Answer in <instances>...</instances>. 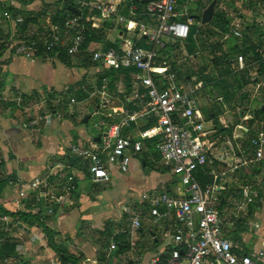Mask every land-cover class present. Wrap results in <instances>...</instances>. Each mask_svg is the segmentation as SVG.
<instances>
[{
  "label": "crops",
  "instance_id": "0c3cea01",
  "mask_svg": "<svg viewBox=\"0 0 264 264\" xmlns=\"http://www.w3.org/2000/svg\"><path fill=\"white\" fill-rule=\"evenodd\" d=\"M7 1L20 11H14L15 15L7 12ZM67 1L0 0V56L3 54L0 57V204L13 211H28L36 207L35 196L38 192L28 199L21 198L9 179L26 182L45 179L48 184L41 186V203L45 208H50L53 202L61 205L56 213L49 210L44 214L55 216L49 222L58 232L54 240L65 250L80 257L79 264H153L158 253L170 245L174 227L172 222H156L142 195L164 191L177 196L183 193L178 178L164 165L155 145L145 141L143 151L133 158L129 173L121 171L117 160L108 162V179L95 181L82 162L71 165L70 150L74 144L97 147L101 143L103 133L94 127L98 113L106 115L110 123L120 121L124 116L123 111L129 106L127 104L133 102V93H124L121 98L119 93L122 90L117 93L110 88L107 96L102 95L97 89L101 72L96 70L90 59L82 61L80 56L69 59L40 56L32 61L14 56L9 50L12 39L25 40L50 30L53 25L50 17L52 10L55 6L56 9H62ZM73 2L77 7L78 0ZM206 9L202 11L203 14ZM19 18L23 21L19 22ZM43 18H46V23ZM24 21L29 22L28 26L20 32L19 24ZM121 37L119 29L116 35L109 34L106 39L113 42L119 41ZM253 79L255 84L249 94L248 106L239 104L236 108L242 112L243 121L253 120L251 128L259 136L264 134V119L257 117L256 111L264 108V77L256 76ZM96 92L95 103H91L90 99ZM82 93L86 94L84 100L77 98ZM57 96L65 97L67 102L75 97L78 103L72 108L40 103L46 97L54 99ZM17 97H22L21 105L17 103ZM11 103L16 107L11 106ZM222 105L218 106V109L222 108L218 116L213 111L209 118H205L209 130L206 142L212 152L208 162L209 174L212 177L218 175V182H223L226 195L252 184L246 182L256 180V177L260 179L258 183L261 188H264L263 176L253 169L258 165L264 167V160H255V154L245 153L242 147L248 127L241 132L236 125L233 137H229L224 129L234 123L228 114L227 105L223 102ZM40 113L46 114V118L38 126H18L20 120L29 121ZM87 115L91 117L88 122H84ZM138 123L132 124L124 134L137 138L143 130V125L140 127ZM229 144L234 147V154L223 161L214 158L222 151V147ZM83 162L88 164L85 160ZM71 177L76 181V188L68 190ZM46 194L48 197L44 198ZM256 203L252 210L251 205L248 206L247 216L254 217V221L250 220L249 224H259L260 228L254 229L256 239L252 242V249L243 246L247 251L259 249L264 238V198L259 199L260 204ZM126 207L142 213V226L138 231H131ZM13 222L12 227H17L10 230V236L17 242V251L26 245L25 252L30 256V264H60L58 255L49 246L41 228L30 226L24 220ZM155 229L161 232L162 238L158 237ZM124 234L127 244H117L116 238ZM113 243L117 247L111 250ZM35 245L40 249H36Z\"/></svg>",
  "mask_w": 264,
  "mask_h": 264
},
{
  "label": "built area",
  "instance_id": "2783aa9c",
  "mask_svg": "<svg viewBox=\"0 0 264 264\" xmlns=\"http://www.w3.org/2000/svg\"><path fill=\"white\" fill-rule=\"evenodd\" d=\"M195 1L78 0L80 15L69 16L62 24H53L43 35L20 41L12 39L9 50L14 56L32 61L42 56L41 51L47 56L55 52L54 57H58L57 53L61 50H65L70 57L87 53L99 72L105 69L136 70L131 73L132 101L136 108L127 107L121 120L112 123L107 121L106 115L98 113L94 127L103 133L101 143L97 147L74 144L70 152L88 162L89 173L98 181L109 178L107 164L114 159L122 172L129 173L131 162L143 151L145 141L158 140L156 148L161 160L178 178L183 193L177 196L164 191L142 195L155 221L172 222L174 227L170 245L158 253L153 264H264V238L259 249L246 252L245 247L233 242L225 231L227 224H234L229 219V211L237 208L236 215L243 212L246 217L248 206L260 199L259 187L248 184L226 195L217 174H214L212 184L202 186L196 173L208 164L212 152L206 142L209 132L207 122L200 111L197 94L200 87L189 89L173 65L162 60L166 53L175 52L170 43L178 41L184 48L192 27L198 25L191 12ZM88 25L97 30L119 26L122 37L117 46L106 48L105 42L92 41L85 47ZM242 27V20L236 18L231 33L242 37ZM175 48L180 50V46ZM238 59L243 68L244 57L240 55ZM108 89L105 83L100 93L107 96ZM65 100L63 96L54 99L46 97L40 103L48 106L51 102L52 105L68 108L78 103L75 97L68 102ZM16 101L21 105L22 97H17ZM45 118L46 114L40 113L29 121L20 120L18 126H38ZM139 121H154V125L140 131L137 138L126 136L125 130ZM210 125L213 126L212 123ZM237 127L244 129L240 124ZM252 143L257 147L255 160H264V134L253 139ZM234 152V147L229 144L222 147L214 158L223 161ZM9 182L21 198L28 199L38 192L35 196L37 203L43 199L39 194L41 186L48 184L45 179L26 182L11 178ZM72 182L71 177L68 190L74 189ZM125 212L131 231H138L142 226V213L131 207H126ZM0 222L10 224L11 217L0 216ZM254 226L256 230L260 228L259 224ZM116 247L113 243L111 250Z\"/></svg>",
  "mask_w": 264,
  "mask_h": 264
},
{
  "label": "rangeland",
  "instance_id": "374dc122",
  "mask_svg": "<svg viewBox=\"0 0 264 264\" xmlns=\"http://www.w3.org/2000/svg\"><path fill=\"white\" fill-rule=\"evenodd\" d=\"M57 0H54L56 3ZM199 1H203L206 3L207 0H196L191 7L192 13H199ZM209 6L214 3L215 4V13L212 18V21L216 15V11H219L221 15H223L222 19H229V29L228 33H223L221 31L216 30L211 22L203 23L202 16L200 14V18H195V23L198 25L197 30L195 31V40L193 43L182 45L176 41L170 43L171 48L174 53H170L169 59H163L169 61L174 68L180 69V77L183 83L190 89L199 86L198 96L200 100L201 113L206 119L211 116V113L214 111L215 115L218 116V113L222 110L220 107L218 109L219 104L222 105V102L227 105L229 110V115L232 116V120L234 124L242 125L244 128L251 127L250 121H243V114L237 110V106L242 104V106H248L249 94L254 88L255 82L250 80L252 77L257 76V72L255 68H251L250 72H246L244 69L246 68V58L244 57V67L242 68L239 64V53L235 47L237 42L242 41V37H231L233 34L231 33L232 23L236 18H242L243 27L242 32L245 27L249 26L254 29L253 34L251 35L249 41L251 47H257L260 50L262 56H264V0H209ZM56 7V6H55ZM52 10L51 16L54 15L56 8ZM203 15V14H202ZM50 16V17H51ZM220 19L221 22H224ZM52 20V18H51ZM44 23H46V18H43ZM219 21V22H220ZM53 22V21H52ZM210 24V25H209ZM91 27V26H90ZM119 26H113L111 28H107L105 30L106 36L109 34L118 33ZM92 28V27H91ZM99 30V29H98ZM217 31L218 34L212 35V31ZM105 36V39H106ZM234 36V35H233ZM117 37V36H116ZM107 40V39H106ZM108 42L110 40H107ZM106 43V42H105ZM175 46H180V50H176ZM250 46V45H249ZM180 61V62H179ZM174 63V64H173ZM243 77L249 83L244 84ZM132 80L133 77L131 76ZM112 83L110 85L109 82L105 81L108 84V88H112L117 93L119 90L122 92L119 93L120 97L123 98L124 93H133V86L129 88L127 84V78L124 73H119L117 75H113L111 77ZM251 81V82H250ZM104 83V84H105ZM97 88L99 91L102 90V86L98 85ZM264 87V85L262 86ZM96 90V89H95ZM94 90V91H95ZM97 92L94 93L93 98L90 99L91 103H95ZM80 95V97H79ZM77 95L80 100H84L86 94L82 93ZM99 95H101L99 93ZM209 98L211 101H209ZM100 98L98 96L97 101ZM67 102V100H65ZM133 104V102L131 103ZM213 105V106H211ZM223 106V105H222ZM74 109V108H73ZM245 110V108H243ZM255 111V110H253ZM257 112V111H256ZM241 116H240V115ZM229 119V118H226ZM145 123L139 122L138 126H142ZM233 130L232 135H234V130L236 127L230 128ZM241 132H244V129H238ZM261 166V165H260ZM259 165L253 168L258 174L263 175L264 167H260ZM260 176V177H261ZM256 177V180H249L246 183L256 184L259 187L260 179ZM214 182V177H213ZM219 184L223 185V182L219 181ZM232 185V183H231ZM229 211V219L234 221V224H227L225 227L226 234L229 233L230 230L236 227V222L238 219L243 218L245 222V226L247 227V232L244 234V239L246 241L245 245H247V249H252V242H255V226L251 221H254L253 216H246L243 212H239L238 216L236 215L238 212L237 208H233ZM262 213L264 214V209L262 208ZM247 219V220H246ZM17 227V226H13ZM10 227V230L13 229ZM158 233V237L162 238L161 232L158 229H155ZM14 233V231H12ZM170 233L167 232V236ZM14 235V234H13ZM26 237V236H25ZM164 241V240H163ZM237 243V242H236ZM38 244V243H37ZM239 244V243H237ZM25 244L23 247L18 248L17 251L24 257H30L25 252ZM240 246H244L241 245ZM36 249H40V247L35 245ZM9 262V261H8Z\"/></svg>",
  "mask_w": 264,
  "mask_h": 264
},
{
  "label": "trees",
  "instance_id": "16d2710c",
  "mask_svg": "<svg viewBox=\"0 0 264 264\" xmlns=\"http://www.w3.org/2000/svg\"><path fill=\"white\" fill-rule=\"evenodd\" d=\"M208 2H209V0H207L206 3L203 1H199L198 6L200 8V12L199 13H193L192 15L196 18H200V14H201V16L203 17L202 11L208 7V5H209ZM69 5L76 6V4L73 2V0H68L62 9H60V8L56 9L54 15L51 16L53 24H62V22L67 17L75 15L68 8ZM5 10L7 12H13L14 15H15L14 11H20L19 9H15L14 6H12L11 2H9V1H7V5L5 7ZM222 18H225V17H223V15H221L219 13V11H216V15H215L213 21L211 22V25L218 31H221L223 33H228L230 31L229 23H228L229 19L226 18L224 20ZM220 19H222L224 22H221ZM28 23L29 22L24 21V23L19 24V28H20L19 31L23 32V30H25L27 28ZM196 27L197 26L192 27L191 35L187 41V45L194 42L195 31L197 30ZM253 32H254L253 28H251L249 26L245 27V29L242 32L243 33L242 38H241L242 41L237 42V44H235V47H236L237 51L239 53H241V55L243 57L246 58V68L244 70L246 72H250L251 68H255V70L257 72V76L258 77H260V76L264 77V56H262V54L260 53V50L257 49L256 46H254L252 48L251 44H249L250 43L249 39H250L251 35L253 34ZM211 33H212V35L218 34L217 31H215V30L212 31ZM36 35H33L31 37H34ZM85 35H86L85 47H87L92 41L105 40L106 32L104 29L97 30V29L91 28L88 25L86 32H85ZM31 37H27L26 39L31 38ZM231 37H235V36L232 35ZM105 42H106L105 43L106 48L111 47V46H117V41H113V42L109 41L108 42L107 40H105ZM170 46H172V45H170ZM41 50H43V47L41 48ZM41 54H42V56H47L43 51H41ZM57 54H58L59 58H63V59H69L70 58V56L67 55L65 50H61ZM54 55H56L55 52L50 54V56H54ZM169 55H170V53L169 54L166 53V55L162 58V60L163 59H169ZM80 59H82V61H86L89 59V55L87 53H83V55H80ZM175 69L180 74V69L179 68H175ZM132 72H136V70H134V69H120V70L105 69L104 71H102L100 73L99 85L103 86L105 81H108L111 85L112 80H113V79H111V77L113 75H117L119 73H124L126 75V78H127V84L129 86V88H131V86H132L131 73ZM243 80H244V84L249 83V81H247L245 79V77H243ZM250 80L254 81V79L252 77L250 78ZM1 85L2 84L0 82V90H1ZM10 105L13 107L15 106L14 103H11ZM47 105L51 106L52 103L49 102V104H47ZM127 105H129L128 107H130V108H136V106H134L131 103H129ZM256 114H257V117L259 116V117H262L261 119H264V108L263 107L259 108L257 110ZM250 123L252 124L253 120H251ZM152 125H154V121L147 122L141 127V129L149 128ZM235 126H236V124H233V125L227 127L226 129H224L227 131V135L229 137H233V135H232L233 130L230 128H233ZM245 135H246V138L242 141V147L244 149V152L255 154L257 151V147L252 143V141H253V139L258 137V132L254 131L251 127H248V132H245ZM146 141L155 145V147H156V143L158 140L156 138H153V139H148ZM71 157H72L71 165H77V163L82 162L85 165V167L88 168V164L84 163L82 159H79L73 155ZM209 172H210V170H209L208 164L201 167L197 171L196 176H197V179L202 184V186H206L208 184L213 183V177L209 174ZM262 176H263V180H264V174ZM73 182L72 183L74 185V188H76V186H75L76 181H73ZM259 191H260V198H264V188L259 187ZM258 202H259V200L257 201L256 204H260ZM36 205H37L36 207H31V209L28 211H17V210L13 211L11 209L4 207L2 204H0V216L6 215V216L11 217V219H12V222L10 224L0 222V264H30L31 263L29 258L24 257L17 252V250H16L17 242L15 240H13L12 237L10 236V227H12V225L14 223L13 221H17V220L18 221L24 220V222H26L30 226H37L43 230V232L45 233V236L47 238L49 246L58 255V258L60 259V264H79L80 259H81L80 257H77L76 255L70 253L69 251L62 248L61 245H59L55 242L54 236L58 232L55 230V228H53L49 224V222L52 221L55 216L44 215L45 212H47V211L49 212V210L56 213L57 210L61 207L60 203L59 202H53L52 205H50L51 206L50 208H45L41 202H40V204L37 203ZM38 205H40V206H38ZM219 209L222 210L223 206L220 205ZM250 209L251 210L253 209V204L251 205ZM235 224H236L235 229L233 228L232 230H230L227 235L235 243L237 242L241 245H245L243 236H244L245 232H247V227L245 226L244 219L243 218L238 219ZM116 243L117 244L119 243L122 246L124 244H127L126 240H125V234H124V236L117 237ZM246 252H249V251L246 250Z\"/></svg>",
  "mask_w": 264,
  "mask_h": 264
},
{
  "label": "water",
  "instance_id": "95a60500",
  "mask_svg": "<svg viewBox=\"0 0 264 264\" xmlns=\"http://www.w3.org/2000/svg\"><path fill=\"white\" fill-rule=\"evenodd\" d=\"M68 8L76 15H80L81 14V11L76 7V6H73V5H69ZM214 13H215V4L212 3L204 12L203 14V18H202V21L203 23H208L210 21H212V18L214 16ZM91 115H87L85 118H84V122H88L89 119H90ZM214 123H216V121H214Z\"/></svg>",
  "mask_w": 264,
  "mask_h": 264
}]
</instances>
